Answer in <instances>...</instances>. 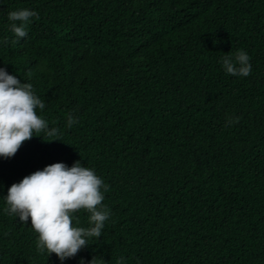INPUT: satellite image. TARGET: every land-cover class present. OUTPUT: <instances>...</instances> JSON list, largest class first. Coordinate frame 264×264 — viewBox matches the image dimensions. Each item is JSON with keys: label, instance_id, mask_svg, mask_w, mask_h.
I'll return each instance as SVG.
<instances>
[{"label": "trees", "instance_id": "1", "mask_svg": "<svg viewBox=\"0 0 264 264\" xmlns=\"http://www.w3.org/2000/svg\"><path fill=\"white\" fill-rule=\"evenodd\" d=\"M21 9L39 19L13 43ZM241 50L251 74H226ZM0 68L32 84L60 139L0 157V264H264V0H0ZM76 161L108 186L110 217L61 261L5 197Z\"/></svg>", "mask_w": 264, "mask_h": 264}, {"label": "clouds", "instance_id": "2", "mask_svg": "<svg viewBox=\"0 0 264 264\" xmlns=\"http://www.w3.org/2000/svg\"><path fill=\"white\" fill-rule=\"evenodd\" d=\"M11 31L15 35L13 43L28 36V25L32 19H39L36 11L21 9L8 14ZM18 22V23H17ZM226 74L248 77L251 74L250 57L238 51L222 58ZM45 103L34 93L31 83H21L16 76L0 68V157H13L25 141L44 133L51 142L59 139V129L49 128L45 119L37 114ZM239 117L229 118L228 124L238 122ZM78 121L71 114L67 117V127ZM56 137L55 139H52ZM60 140V139H59ZM108 186L87 166L76 161L68 167L64 163H54L25 176L19 183H13L5 197V211L19 217L38 233L36 249L39 253L55 254L61 261L75 257L80 250L90 245L92 238L102 236L110 211L103 205ZM89 213V226L78 227L76 213ZM93 262V260H92ZM91 262V264H92ZM124 264V258H120Z\"/></svg>", "mask_w": 264, "mask_h": 264}]
</instances>
